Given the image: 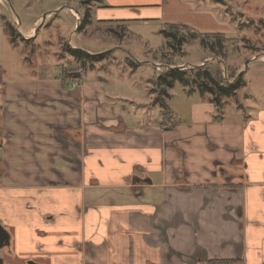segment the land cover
<instances>
[{
  "label": "crops",
  "instance_id": "1",
  "mask_svg": "<svg viewBox=\"0 0 264 264\" xmlns=\"http://www.w3.org/2000/svg\"><path fill=\"white\" fill-rule=\"evenodd\" d=\"M52 1L42 13H75L76 31L229 34L227 4L243 14V0H79L82 14L74 0ZM80 86L58 74L5 78L0 67V264H264V100L218 107L184 93L193 100L179 116L168 102L167 129L153 84L128 99L131 111Z\"/></svg>",
  "mask_w": 264,
  "mask_h": 264
},
{
  "label": "rangeland",
  "instance_id": "2",
  "mask_svg": "<svg viewBox=\"0 0 264 264\" xmlns=\"http://www.w3.org/2000/svg\"><path fill=\"white\" fill-rule=\"evenodd\" d=\"M51 1L43 0L36 3L33 0H0V67L3 69V76L13 79H35L57 74L60 76L63 72L65 77H70L73 73L68 72V68L75 66L79 69L81 90L101 89L107 93L105 102L122 101V104L129 106L131 111L128 99L145 98L149 94L150 86L162 71L161 54L164 52L168 56L172 54V48L167 44L163 33L149 28L93 23L82 25V29L76 31L78 25L74 23V19H77L75 13L68 12L65 8L58 16L53 13L45 14L44 11L42 13L41 9ZM78 1L74 0L73 6L82 14ZM232 3L227 4L229 6L227 10L235 13L236 30L225 35L236 41L227 43L224 60L233 62L227 63L228 67H231L230 65L241 67L242 64H237V61L245 56L248 58L255 50L261 49L260 43L252 40L264 36V0H243L240 8L243 12L242 19L238 17L235 2ZM34 12L38 14L36 20L29 18ZM73 16V19L70 18ZM30 21H38L36 28H40L39 31L30 28L28 25ZM9 22L11 29L7 26ZM241 22L244 23L245 29L238 28V23ZM241 36L249 42L241 41ZM67 47L88 55L104 53L105 56L100 60L92 62L86 60L81 64L82 60L78 62L77 58L76 60L69 56ZM171 57L176 65L186 63L196 65L215 59L197 41H185ZM252 58L251 61H244L246 65L244 79L247 85L243 90L247 95L264 100V57L259 56L255 60ZM211 65V68L214 67ZM114 93L118 96L113 95ZM184 93L185 88L178 83L171 90V108L178 116L193 100H188L192 98L190 96L183 98ZM156 114L159 116V113L153 115ZM236 114L234 113L235 116ZM234 115L232 113V118ZM2 251L0 250V253Z\"/></svg>",
  "mask_w": 264,
  "mask_h": 264
},
{
  "label": "trees",
  "instance_id": "3",
  "mask_svg": "<svg viewBox=\"0 0 264 264\" xmlns=\"http://www.w3.org/2000/svg\"><path fill=\"white\" fill-rule=\"evenodd\" d=\"M87 16L88 13L85 14L83 22L86 20ZM160 32L163 33L164 37L167 39V44L172 48L171 56L175 54L185 41H197L203 49H207L215 58L211 62L206 61L205 63L201 62L196 65L190 63L176 65L173 63V58L171 56H168L165 52L161 54L162 71L160 75L154 79L151 90L155 92L154 102L157 103L161 109L162 124H166L172 119L168 102L171 103V90L175 87L176 83L185 88L186 94L197 91L199 96H207L209 101L218 107L227 100H234L237 104L242 102L244 96L247 95V92L243 90L247 85L244 79V69L246 68L244 61H251L253 60L252 57H254V60L259 56L264 57V44L260 46L261 49L255 50L248 58L245 56L243 59H239L240 61L236 63H241V67L237 66L236 63H234L236 66L230 65L231 67H228L227 63H229V61L224 60L226 45L227 43L236 41L233 38L227 37L223 33H198L183 25H166ZM240 39L241 41L246 40L242 37H240ZM245 42L249 41L246 40ZM250 47H253V45H250ZM66 51L70 56L81 59V64H84L86 60L89 62L100 60L105 55L104 53L88 55L70 47H67ZM211 64H213L214 67L211 68ZM68 72L73 73L72 77L75 79L79 76V69L75 66L69 67ZM75 73H77V75H74ZM61 75L65 78L63 72ZM62 81H64V79H62Z\"/></svg>",
  "mask_w": 264,
  "mask_h": 264
},
{
  "label": "water",
  "instance_id": "4",
  "mask_svg": "<svg viewBox=\"0 0 264 264\" xmlns=\"http://www.w3.org/2000/svg\"><path fill=\"white\" fill-rule=\"evenodd\" d=\"M8 244V235L5 229L0 225V248Z\"/></svg>",
  "mask_w": 264,
  "mask_h": 264
},
{
  "label": "built area",
  "instance_id": "5",
  "mask_svg": "<svg viewBox=\"0 0 264 264\" xmlns=\"http://www.w3.org/2000/svg\"><path fill=\"white\" fill-rule=\"evenodd\" d=\"M73 86H75V85H73ZM173 121H169L167 124H166V128L167 129H171L172 127H173Z\"/></svg>",
  "mask_w": 264,
  "mask_h": 264
}]
</instances>
